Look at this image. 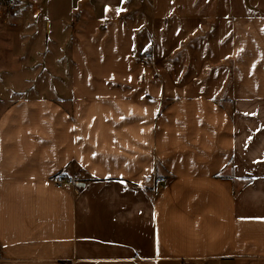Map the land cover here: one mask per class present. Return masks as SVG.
I'll list each match as a JSON object with an SVG mask.
<instances>
[{
  "label": "crops",
  "instance_id": "1",
  "mask_svg": "<svg viewBox=\"0 0 264 264\" xmlns=\"http://www.w3.org/2000/svg\"><path fill=\"white\" fill-rule=\"evenodd\" d=\"M27 1L14 63L44 69L37 25L68 86L0 110V264H264V12Z\"/></svg>",
  "mask_w": 264,
  "mask_h": 264
},
{
  "label": "rangeland",
  "instance_id": "2",
  "mask_svg": "<svg viewBox=\"0 0 264 264\" xmlns=\"http://www.w3.org/2000/svg\"><path fill=\"white\" fill-rule=\"evenodd\" d=\"M195 1L196 0H131L129 5L135 8V13H133L131 17L137 20L142 18L152 19V17H157L158 15H171L173 14V7L178 8V6H182L185 9V13L194 12V8L204 12L210 10L211 13L209 14L208 20H205L206 22L204 25L209 22V25L212 24L214 27L218 26L219 23L225 21L227 18L238 19L242 16L246 17L249 13L254 15L250 17H261L262 15H259L258 12H264V0H200V2H204V5H200V2H197V7L196 3H194ZM205 1H208V4ZM28 3L27 0H0V101L4 100L1 101L0 110L10 105L12 102H10V100H16V98L20 96H54L55 93L53 89H56L62 82L63 84L61 86H68V80L64 78L68 71L66 55L57 53L62 50L59 45L56 44L53 46L54 42L62 43L65 39L61 38L59 41H56L52 38V41L49 37L43 38V36L40 35L44 34V31L42 32V29L37 25H30L31 29H36L33 31L34 37L31 35V31L26 32V34L31 35V38L29 42L24 43L26 50L25 56L28 57L29 54L33 52L31 44L34 41V44L38 43L39 46L37 49L44 50L41 54L43 58L47 56L50 57L47 62H42L44 69H40L39 64L37 65L36 63L33 67H26L23 63H14V55L10 45L6 42L12 39V32L10 31V33L4 34V27H2V25L6 22L11 26L19 23L20 21L14 18H17L19 14L22 13V9L27 7ZM152 12H154V15H152ZM175 13L174 18L182 14L184 15V12H179L178 10ZM229 13H231V15H227ZM48 18L49 17H47V19ZM204 18H206V15H204ZM106 22H109V20H106ZM209 25L207 24L206 27L208 28ZM44 27L48 29L46 23ZM14 28L15 27H12L11 29ZM209 32V29L203 27L197 34L198 39L207 38ZM45 50H48L50 53L47 54ZM51 53H56V58H53L52 55H50ZM63 60L66 62L60 63ZM15 68H21L20 71L17 70L19 73H13V71L16 70ZM55 79H59V82H56ZM5 95H8L10 99L5 100Z\"/></svg>",
  "mask_w": 264,
  "mask_h": 264
},
{
  "label": "built area",
  "instance_id": "3",
  "mask_svg": "<svg viewBox=\"0 0 264 264\" xmlns=\"http://www.w3.org/2000/svg\"><path fill=\"white\" fill-rule=\"evenodd\" d=\"M51 183L58 188L70 187L73 188L77 193L79 192L77 181L66 174H61L52 178Z\"/></svg>",
  "mask_w": 264,
  "mask_h": 264
},
{
  "label": "trees",
  "instance_id": "4",
  "mask_svg": "<svg viewBox=\"0 0 264 264\" xmlns=\"http://www.w3.org/2000/svg\"><path fill=\"white\" fill-rule=\"evenodd\" d=\"M160 185H161V183H160ZM160 187H162V185H161ZM160 187H159V188H160Z\"/></svg>",
  "mask_w": 264,
  "mask_h": 264
},
{
  "label": "snow or ice",
  "instance_id": "5",
  "mask_svg": "<svg viewBox=\"0 0 264 264\" xmlns=\"http://www.w3.org/2000/svg\"><path fill=\"white\" fill-rule=\"evenodd\" d=\"M120 10H118V12H119Z\"/></svg>",
  "mask_w": 264,
  "mask_h": 264
}]
</instances>
